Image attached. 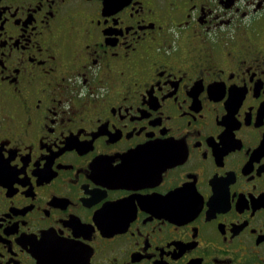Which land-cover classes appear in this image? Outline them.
<instances>
[{
  "label": "flooded vegetation",
  "instance_id": "af4514ba",
  "mask_svg": "<svg viewBox=\"0 0 264 264\" xmlns=\"http://www.w3.org/2000/svg\"><path fill=\"white\" fill-rule=\"evenodd\" d=\"M0 264H264V0H0Z\"/></svg>",
  "mask_w": 264,
  "mask_h": 264
}]
</instances>
